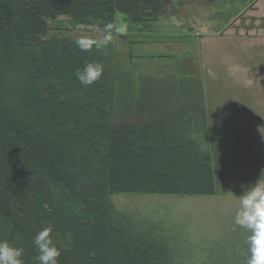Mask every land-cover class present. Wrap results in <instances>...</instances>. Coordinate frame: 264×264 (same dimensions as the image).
Returning a JSON list of instances; mask_svg holds the SVG:
<instances>
[{
  "label": "trees",
  "instance_id": "trees-1",
  "mask_svg": "<svg viewBox=\"0 0 264 264\" xmlns=\"http://www.w3.org/2000/svg\"><path fill=\"white\" fill-rule=\"evenodd\" d=\"M169 3L0 0V219L22 236L34 263L33 239L49 227L59 264H176L158 220H117L111 195L209 197L230 173L236 145L217 134L200 84L184 90L175 75H141L134 106L115 118L114 51L44 41L48 21L60 17L113 23L119 12L139 21ZM93 61L104 74L82 85L74 73Z\"/></svg>",
  "mask_w": 264,
  "mask_h": 264
},
{
  "label": "rangeland",
  "instance_id": "rangeland-1",
  "mask_svg": "<svg viewBox=\"0 0 264 264\" xmlns=\"http://www.w3.org/2000/svg\"><path fill=\"white\" fill-rule=\"evenodd\" d=\"M106 19L98 15L90 24L67 17L48 21L44 41L100 39L111 25L108 51H114L116 66L109 75V100L115 118L134 106L141 75H175L184 90L201 85L217 134L236 145L233 154L229 150L231 171L217 181L215 195L112 194L117 220H158L172 238L176 264H248L250 258L242 253L245 246L250 250L251 232L239 225L234 229V218L242 185L258 180L264 169V0H170L157 18L133 21L115 12L113 23ZM121 27L125 31L117 34ZM140 40L148 42L135 43ZM4 240L24 249V264H36L22 236L0 219ZM224 248L226 255L218 258Z\"/></svg>",
  "mask_w": 264,
  "mask_h": 264
},
{
  "label": "clouds",
  "instance_id": "clouds-1",
  "mask_svg": "<svg viewBox=\"0 0 264 264\" xmlns=\"http://www.w3.org/2000/svg\"><path fill=\"white\" fill-rule=\"evenodd\" d=\"M125 31L117 28L116 33ZM106 34L100 39L79 38L76 45L83 51L90 50L93 45L97 50L106 48L113 40L112 26H105ZM104 66L100 62H86L82 68H78L74 75L85 86H91L104 74ZM244 189L239 195L240 207L236 212L234 223L250 230L248 238L251 257L248 264H264V169L260 171V177L249 185H242ZM33 244L38 251L35 259L39 264H59L60 249L54 242L52 229L45 227L40 230L33 239ZM24 249L13 246L9 241H0V264H24Z\"/></svg>",
  "mask_w": 264,
  "mask_h": 264
},
{
  "label": "water",
  "instance_id": "water-1",
  "mask_svg": "<svg viewBox=\"0 0 264 264\" xmlns=\"http://www.w3.org/2000/svg\"><path fill=\"white\" fill-rule=\"evenodd\" d=\"M141 41L144 43L147 42L146 40H140V41H136L135 43H140Z\"/></svg>",
  "mask_w": 264,
  "mask_h": 264
},
{
  "label": "crops",
  "instance_id": "crops-1",
  "mask_svg": "<svg viewBox=\"0 0 264 264\" xmlns=\"http://www.w3.org/2000/svg\"><path fill=\"white\" fill-rule=\"evenodd\" d=\"M168 198V197H167Z\"/></svg>",
  "mask_w": 264,
  "mask_h": 264
}]
</instances>
